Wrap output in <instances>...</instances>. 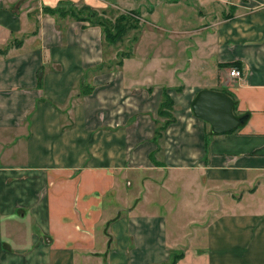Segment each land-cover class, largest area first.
Returning <instances> with one entry per match:
<instances>
[{
  "label": "crops",
  "instance_id": "1",
  "mask_svg": "<svg viewBox=\"0 0 264 264\" xmlns=\"http://www.w3.org/2000/svg\"><path fill=\"white\" fill-rule=\"evenodd\" d=\"M113 1L0 0V264H264V0H116L171 29L115 69L75 12ZM203 89L244 123L213 135Z\"/></svg>",
  "mask_w": 264,
  "mask_h": 264
},
{
  "label": "rangeland",
  "instance_id": "2",
  "mask_svg": "<svg viewBox=\"0 0 264 264\" xmlns=\"http://www.w3.org/2000/svg\"><path fill=\"white\" fill-rule=\"evenodd\" d=\"M113 5L114 7L109 6L108 8H103V9H97V10H89L86 8H82V9H70L73 11L75 10V12H77V15L82 17L83 19L87 18L89 19V17L91 18V20H94V22H106V24L108 25H112L114 24L116 21L115 19L118 18L120 15H125L128 17V22L130 25H132V27H134L135 29L129 30L124 37L120 40V41H116L115 43H113L112 45H109L105 38L103 37L102 34V48H103V54H104V63L102 64V66H108L111 65L113 66V68H117L119 67L118 62L121 61L123 59V57H125L126 55H132L134 52V55H144V48L140 49L139 51H136V46L139 44V40L140 38L143 36L144 30L143 29H152V27L148 26V24L145 23V21H148L147 18H144V23L142 21V17L139 15L140 12L138 13L139 9L135 8L136 13L134 12H129L126 11L123 7V5L121 3H116V0L113 1ZM149 6V4H147ZM69 6H66L64 8H58L57 12H63V13H68L70 9H67ZM138 10V11H137ZM95 12L96 15L92 18L90 16V13ZM144 12V11H143ZM160 14H163V11H159ZM184 13V12H182ZM195 12H193L194 14ZM58 14V13H57ZM138 14V15H137ZM194 20H192L191 22H193ZM136 26V27H135ZM155 29H159L161 28L162 31L159 29V31L154 30L155 33L157 35H169V33H166L165 30L166 29H171L170 26L166 27L162 24H157L156 26H153ZM181 27H186V28H192L193 26L190 25H183ZM139 47V46H138ZM164 62V59H163ZM168 62L170 63V61L168 60ZM172 62V61H171ZM183 65V64H182ZM210 79V77H208ZM179 79V77H178ZM178 79L176 78L175 80L178 81ZM178 82H181V79H179ZM196 82H200L201 84H203L205 87L209 88V87H214L213 84L209 81V80H205L203 78V76L201 75V73L199 74V76L196 78ZM214 91H216L215 89H213ZM221 90V89H220ZM219 91V90H218ZM174 201H176V199H178V197H173L172 198ZM171 199V201H172ZM216 205L218 206V204L216 203ZM163 212V211H161Z\"/></svg>",
  "mask_w": 264,
  "mask_h": 264
},
{
  "label": "water",
  "instance_id": "3",
  "mask_svg": "<svg viewBox=\"0 0 264 264\" xmlns=\"http://www.w3.org/2000/svg\"><path fill=\"white\" fill-rule=\"evenodd\" d=\"M191 110L195 117L209 124L213 135L229 133L246 120L245 116L234 115L231 97L221 91L200 90L191 103Z\"/></svg>",
  "mask_w": 264,
  "mask_h": 264
},
{
  "label": "trees",
  "instance_id": "4",
  "mask_svg": "<svg viewBox=\"0 0 264 264\" xmlns=\"http://www.w3.org/2000/svg\"><path fill=\"white\" fill-rule=\"evenodd\" d=\"M46 12H48L50 15H56L57 13H58V15H63V14L67 13V12L66 13L57 12V9L56 10L46 9ZM95 15H96L95 12L90 13V16L92 18ZM85 20L87 22H89L90 24H93V25L95 24V25H97V26H99L101 28L103 37L105 38L106 42L109 45H112L116 41H120L129 30L135 29L134 27H132V25L129 24L128 17L125 16V15H120L118 18H116L115 19L116 22L114 24H112V25H109V24L107 25L106 22H98V21L94 22V20H91L90 17H89V19H87V18L83 19V21H85ZM126 56H128V55H126ZM125 57H123V58H125ZM121 64H122V60L118 62V65H121ZM108 66H112V64L108 65ZM232 66H234V64L227 65V67H232ZM219 91L225 93V91H223V90H219ZM172 108H173V101L164 92L163 100H162V102L160 104L158 116L160 118L167 119V121L164 124V126H161V127L158 128V130L156 132V136L161 135V132L164 130V128L168 124V122L172 121V117L169 115V111H171ZM175 258L176 257L172 258V260L170 261V264L174 263Z\"/></svg>",
  "mask_w": 264,
  "mask_h": 264
},
{
  "label": "built area",
  "instance_id": "5",
  "mask_svg": "<svg viewBox=\"0 0 264 264\" xmlns=\"http://www.w3.org/2000/svg\"><path fill=\"white\" fill-rule=\"evenodd\" d=\"M229 77L230 78H234V79H240L242 77V73L240 70H238L237 68H232L229 71Z\"/></svg>",
  "mask_w": 264,
  "mask_h": 264
}]
</instances>
